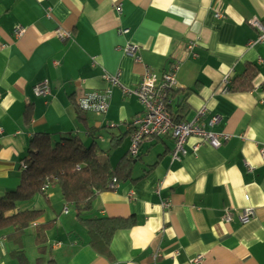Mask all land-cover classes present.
<instances>
[{"label": "crops", "instance_id": "crops-1", "mask_svg": "<svg viewBox=\"0 0 264 264\" xmlns=\"http://www.w3.org/2000/svg\"><path fill=\"white\" fill-rule=\"evenodd\" d=\"M254 20L264 24V0H0V198L20 185L37 133L90 143L88 131L98 130L104 149L112 136L125 137L109 153L121 172L117 187L101 192L91 212L132 222L114 234L109 252H98L75 215L67 230L51 212V189L19 204L18 211H44L21 241L0 229V264H23L17 250L25 264H264V41ZM249 66L252 87L231 91ZM175 68L170 114L188 122L204 108L205 129L228 139L214 148L191 137L175 160L173 138H147L133 156L144 107L123 88L136 89L148 71L162 79ZM106 74L119 75L120 86ZM45 82L51 94L36 96ZM108 88L106 113L78 107L84 94ZM62 203L63 216L74 213ZM247 208L254 217L242 223ZM47 222L54 223L38 245L37 225ZM61 228L67 239L50 240Z\"/></svg>", "mask_w": 264, "mask_h": 264}, {"label": "trees", "instance_id": "trees-1", "mask_svg": "<svg viewBox=\"0 0 264 264\" xmlns=\"http://www.w3.org/2000/svg\"><path fill=\"white\" fill-rule=\"evenodd\" d=\"M252 69L249 66L245 73L236 77L230 90H249L255 77ZM98 133V130L88 131L90 143L78 136L54 140L49 133H37L33 137L23 159L20 185L0 198V229L12 228L9 238L21 241L28 229L44 216L40 209L18 211L19 204L30 202L38 195L47 196L51 189L58 190L67 207L74 211L92 248L98 252H109L114 234L132 225L129 220L96 216L91 212L96 197L111 190L109 184L114 178H121L119 168L114 170L112 167L109 153L118 148L125 137L112 136V132L110 148L104 149ZM51 223L54 222L37 225L35 237L38 245L47 240ZM16 255L23 264L27 262L24 251L17 250Z\"/></svg>", "mask_w": 264, "mask_h": 264}, {"label": "built area", "instance_id": "built-area-1", "mask_svg": "<svg viewBox=\"0 0 264 264\" xmlns=\"http://www.w3.org/2000/svg\"><path fill=\"white\" fill-rule=\"evenodd\" d=\"M253 26L260 31V37L258 42L264 41V24L259 20L253 21ZM22 27H18L15 30L16 36L20 37L24 33ZM120 34L126 33V30H120ZM127 52L134 54L136 48L129 46ZM113 87L120 86L119 75L112 76L106 74L104 77ZM230 76H226L224 79L225 85H228ZM176 68L174 71H170L159 79L158 76L148 71L144 76L140 84L136 89L130 90L123 88L126 94L135 95L141 105L144 107V114L139 116L134 121L136 126L134 132L131 134V150L130 153L136 156L139 152L140 145L147 138H162L171 137L175 141L173 150V158L180 160L182 154L186 153L185 144L191 137H197L201 144H207L214 148L221 146L223 141L228 139L227 135L216 134L209 132L205 129L202 122V117L205 114V109H201L197 112L196 117L192 121L175 122L172 115L168 110L170 93L176 88ZM228 91V88H225ZM34 93L38 97H46L51 94L50 85L45 82L37 85L34 88ZM112 95V89L108 88L104 91H92L84 94L77 101L78 107L84 112H92L95 114H104L108 111L110 105V99ZM218 118H214V122H217ZM199 145L194 147L197 150ZM261 154L264 159V147L261 149ZM118 180L114 178L110 184L109 189L114 190L117 187ZM165 207H169L168 203L164 204ZM65 213H69V209H65ZM230 213H227L226 219H230ZM254 217V210L247 208L239 215L242 223L251 221ZM202 257L198 256L197 260H201Z\"/></svg>", "mask_w": 264, "mask_h": 264}, {"label": "rangeland", "instance_id": "rangeland-1", "mask_svg": "<svg viewBox=\"0 0 264 264\" xmlns=\"http://www.w3.org/2000/svg\"><path fill=\"white\" fill-rule=\"evenodd\" d=\"M55 193L57 194V196L51 202H48L49 208L52 213H53V209L56 211L57 213L56 215H59V219H61L59 222L62 224L64 223V225L66 226V229L68 230L70 221L74 220L75 214L72 211H71V215L69 216H63L61 214V210L64 207V204L62 203V199H61L62 197L58 190ZM49 237H50V240L57 241V240L67 239L68 236L63 230V228H61L60 230L54 229L53 232L50 233Z\"/></svg>", "mask_w": 264, "mask_h": 264}]
</instances>
